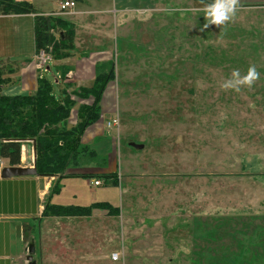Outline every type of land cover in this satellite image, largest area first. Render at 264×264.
<instances>
[{"label": "rangeland", "instance_id": "rangeland-1", "mask_svg": "<svg viewBox=\"0 0 264 264\" xmlns=\"http://www.w3.org/2000/svg\"><path fill=\"white\" fill-rule=\"evenodd\" d=\"M34 2L47 12L57 4ZM87 2L92 11L111 13L57 16L76 19L81 49L75 56L117 53L109 88L120 96L119 126L108 128L107 114L106 140L91 146L102 149L100 157L107 152L123 175L122 196L114 189L108 199L118 213L58 218L46 215L43 204L41 215L18 232L14 264H29L32 242L36 264H264V0H240L234 20L203 31L201 0ZM18 23L0 22L1 67L15 76L27 64L8 58L33 46L32 32ZM253 64L260 78L251 89L221 88L234 69L245 75ZM64 66L63 85L53 65L45 74L57 99L64 88L77 89L76 79L68 80L70 65ZM11 79L5 88L14 87ZM88 167L97 170L100 163ZM72 189L65 191L68 202Z\"/></svg>", "mask_w": 264, "mask_h": 264}, {"label": "trees", "instance_id": "trees-1", "mask_svg": "<svg viewBox=\"0 0 264 264\" xmlns=\"http://www.w3.org/2000/svg\"><path fill=\"white\" fill-rule=\"evenodd\" d=\"M25 14L34 16V55L44 51L55 62L73 57L76 50L74 22L53 13L40 15L33 4L26 0H0V16ZM56 31L60 34L59 39L55 36ZM3 62L0 60V162H7L9 167L21 166V150L24 144L33 142L36 152L34 164L39 177L59 179L52 190L54 194L60 191L59 183L65 178H96L103 180L104 186L118 187V173L86 175L88 165L100 163L99 168H105L106 160L101 159L91 145L82 141L87 129L101 120L104 93L110 83L115 81L113 64L96 68V80L91 88L78 87L73 92L64 88V99H57L52 93L53 86L46 77L38 80L35 92L30 95L2 94L16 74L3 73ZM24 63L27 64V61ZM62 79L66 77L61 74L60 84L63 85ZM79 100L90 103L80 104L76 123L69 127L68 120ZM48 205L45 214L51 212V216L58 218L74 217L80 213L90 215L98 210L118 213V208L102 202L91 207ZM177 210H182V207ZM38 233L39 231H35V234ZM198 233L203 232L198 229ZM27 237L28 235L25 236Z\"/></svg>", "mask_w": 264, "mask_h": 264}, {"label": "crops", "instance_id": "crops-1", "mask_svg": "<svg viewBox=\"0 0 264 264\" xmlns=\"http://www.w3.org/2000/svg\"><path fill=\"white\" fill-rule=\"evenodd\" d=\"M27 2L33 4L34 8L40 15H51L57 14L58 12V4L60 0H57V4L55 10L47 12L43 11V7L36 5L34 0H26ZM75 2L76 6L73 10V14L75 16H86L95 14H107L111 13L109 9H104L101 11H92V7L88 4L87 0H72ZM82 6V7H81ZM81 8V9H80ZM118 11V10H117ZM116 11V12H117ZM13 19L20 21L18 23L20 25V31L26 32L27 30L32 32L33 38V46L32 51L26 54H17L14 57L10 56L8 61H14L18 63H23L27 61V66L22 69L19 75H14L12 78L16 81L13 88H4L3 94L5 95H30L34 90H36L37 86V78L45 77L46 72L50 71L51 65L55 67L56 73V83L60 85V72L59 66H66V63L69 64L70 68V76L69 78L74 77L76 82L74 83L76 88H91L94 85V81L97 70L96 68L102 66L103 64H113L114 73H118V64H117V53L113 54V57L108 58L107 53H90L91 56L84 57L81 55H77L78 53H74V56L64 60L62 62H53V60L48 64L47 70L44 72H39L35 68V46H34V16L32 15H20V16H0V22L4 20ZM71 20V19H70ZM73 20V19H72ZM76 23V19L72 21ZM76 25V39H75V47L76 50L81 49L80 42L78 40V28ZM26 28V30H25ZM27 33V32H26ZM28 34V33H27ZM34 47V50H33ZM80 48V49H79ZM1 49V48H0ZM75 50V51H76ZM109 52V51H108ZM3 54L0 52V60H4V57H1ZM6 58V57H5ZM81 73V74H80ZM84 73V74H83ZM111 84V83H110ZM53 86V85H52ZM110 86V85H109ZM107 88L104 93L102 99V115L101 120L87 129L85 135L83 136V143L92 145L96 143L99 139H105L106 129L103 124V120L108 119L107 114L110 115V120L116 118L117 114L115 112V107L117 106V102L119 103V93L114 92V89ZM54 90V89H53ZM109 102V103H108ZM87 103L84 101H80L73 107L72 114L69 118V127L76 123L77 110L80 107V104ZM109 104L110 107L106 105ZM104 114V118L102 116ZM110 120L107 122L110 124ZM112 128V127H108ZM117 130V129H116ZM106 140V139H105ZM105 149V148H104ZM94 150L97 152H101V150H97L94 147ZM22 158H21V166L22 167H33L34 163V149H30L28 146H24L22 148ZM101 157L105 158L106 165L105 168H97V170H93L89 167L86 171V175L92 174H114L118 173L117 169L115 170L114 163L108 160L107 152H103ZM4 162V161H3ZM6 165L4 164V167ZM96 169V168H95ZM97 171V172H95ZM119 180H122L123 175H119ZM96 181H100L97 179L91 178H65L62 179L60 184V191L55 193L52 191L55 185L59 182V179L56 177H24V178H10V179H2L0 178V264H14V258L17 255L16 250L17 246H20V236H18V232L20 230H24L26 226H28V221L33 217H38L41 215L43 204H53L58 206H75L77 207H91L98 203H107L114 208H119L116 202H111L108 199L115 198V195L112 193L114 189L119 190L120 195L122 196V190L119 187H111V186H95L94 183ZM103 181V180H101ZM72 187L71 192V201L68 202L65 197V191ZM104 190L103 195L98 194L97 191ZM109 191L111 192L109 194ZM90 193V194H89ZM24 228V229H23ZM28 231V230H27ZM24 232V231H23ZM22 232V233H23ZM21 233V232H20ZM23 237V236H22ZM24 241V238L22 242ZM25 242V241H24Z\"/></svg>", "mask_w": 264, "mask_h": 264}, {"label": "clouds", "instance_id": "clouds-1", "mask_svg": "<svg viewBox=\"0 0 264 264\" xmlns=\"http://www.w3.org/2000/svg\"><path fill=\"white\" fill-rule=\"evenodd\" d=\"M201 4L203 7L197 9V11L204 13L206 23L201 28V31H203L211 25L221 27L234 20L240 7V0H211L210 3H204V0H201ZM259 78L260 74L253 64L248 67L245 75H241L238 69H234L231 73V78L225 80L221 84V88L223 90L232 89L236 92H239L241 87L251 89Z\"/></svg>", "mask_w": 264, "mask_h": 264}, {"label": "built area", "instance_id": "built-area-1", "mask_svg": "<svg viewBox=\"0 0 264 264\" xmlns=\"http://www.w3.org/2000/svg\"><path fill=\"white\" fill-rule=\"evenodd\" d=\"M76 4L72 0H60L58 4V12L56 15H71L73 14V10L75 8ZM52 61V58L50 55H48L46 52L42 51L35 57V68L39 72H44L47 70L48 64ZM118 121L119 118L116 116L115 119H113L112 123L108 124V127H115L118 128ZM4 169L3 163L0 162V178L2 177V171ZM94 185L97 186H102L101 181H96Z\"/></svg>", "mask_w": 264, "mask_h": 264}, {"label": "water", "instance_id": "water-1", "mask_svg": "<svg viewBox=\"0 0 264 264\" xmlns=\"http://www.w3.org/2000/svg\"><path fill=\"white\" fill-rule=\"evenodd\" d=\"M130 146L136 150H143L144 146L142 145H137L134 143H131ZM36 162V152H35V146H34V163ZM33 163V164H34ZM34 176H39L36 170L35 164L33 167H5L2 171V179H10V178H24V177H34ZM29 232L31 229H28ZM36 253V248L34 245V242L30 243L28 245V257H27V262L29 264H36L34 262V255Z\"/></svg>", "mask_w": 264, "mask_h": 264}]
</instances>
